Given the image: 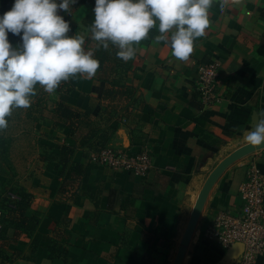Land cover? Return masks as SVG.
Segmentation results:
<instances>
[{"label": "crops", "instance_id": "crops-1", "mask_svg": "<svg viewBox=\"0 0 264 264\" xmlns=\"http://www.w3.org/2000/svg\"><path fill=\"white\" fill-rule=\"evenodd\" d=\"M158 26L134 44L124 84L133 95L107 123L102 111L105 84L86 74L70 77L68 104L108 129L107 146L138 151L148 148L147 175L110 169L93 162L96 151L81 146L86 130L57 140L38 158L29 177L31 212L42 215L33 236L8 230L0 241V264H176L188 226L190 244L180 264H240L243 247L222 248L207 236L222 215H239L247 165L264 172V146L219 168L241 147L247 131L264 118V0H214L209 29L181 62L163 41ZM219 68V102L205 106L197 87L200 68ZM128 106V110L127 107ZM120 107V106H119ZM126 110L128 112H126ZM128 113V114H127ZM64 136V135H62ZM76 147L73 161L83 165L74 180L61 178L51 160L56 146ZM51 240L68 256L49 258ZM37 244H33V242ZM235 250L236 259H227ZM257 264H264V255Z\"/></svg>", "mask_w": 264, "mask_h": 264}, {"label": "clouds", "instance_id": "clouds-1", "mask_svg": "<svg viewBox=\"0 0 264 264\" xmlns=\"http://www.w3.org/2000/svg\"><path fill=\"white\" fill-rule=\"evenodd\" d=\"M78 0H13L0 14V129L14 109L28 108L39 85L47 93L77 74L96 75L100 62L85 51V39L68 35L71 23L60 12L72 13ZM214 0H95L90 38L97 48L115 46L116 57L134 59V44L158 26L155 42L163 41L181 62L192 56L194 43L209 29ZM21 43L13 45L9 34ZM250 146H264V118L244 136ZM233 259L236 256L233 255Z\"/></svg>", "mask_w": 264, "mask_h": 264}, {"label": "trees", "instance_id": "trees-1", "mask_svg": "<svg viewBox=\"0 0 264 264\" xmlns=\"http://www.w3.org/2000/svg\"><path fill=\"white\" fill-rule=\"evenodd\" d=\"M94 3L95 0H78L77 4L74 5V8H84L88 28L90 27L91 21L94 19V13L92 11ZM12 4L13 0H0V14L10 10ZM60 14L65 16V19L71 23L72 14L66 15L62 11ZM9 40L14 46L21 43L20 38L12 35L11 33L9 34ZM116 51L115 46H110L107 50L100 47L96 48L94 54L95 58H97L100 62V67L94 78L105 84L101 98L102 100L108 102L105 106H102V111L109 116L106 121L107 123H109L112 118L118 116V109L125 108L126 104L121 106L123 98L130 99L133 95L131 88L122 84L125 77H127L129 73V63L117 58L115 55ZM59 90L60 101L55 102V107L51 112L56 119L55 126L62 131L68 128L70 134L75 133L76 130H86L80 141V145L87 146L93 149V151L98 152L101 149L108 147V129L97 126L95 120L92 119L91 116L79 109L73 108L68 104L70 94L73 91L70 81L68 80L66 82H62ZM36 92L37 94L32 97V103L28 107L29 111L27 112V116L33 121H39L44 114L43 104L45 100L43 95L45 94V91L41 86L37 85ZM126 108L128 110V106ZM127 110L126 112H128ZM7 119L9 122L11 117L9 116ZM0 148L1 174L3 170L7 167L10 168L11 166L9 156L7 154L9 146L7 145L6 139H4L2 135H0ZM55 149L58 154V160L56 161L54 169L60 172V176L61 178H64V181L70 180L71 174H83V165L73 161V156L76 152L75 146L61 144L57 145ZM41 158L43 160L48 159V157H45L44 155H41ZM51 159L52 157H50V161ZM71 180L74 179L71 178ZM4 193L5 194L3 195L0 193V209L3 212L2 220L4 222L1 237L7 234L10 229H12L16 235L24 234L28 237L33 236L39 227L42 215L37 212H32L30 214L33 199L32 193H30L28 189H10L8 192L6 191ZM9 193L17 195L19 200H12ZM33 244H37V242L34 241ZM48 253L50 259L63 257L64 260H66L68 256L67 250L57 240H51L48 247Z\"/></svg>", "mask_w": 264, "mask_h": 264}, {"label": "built area", "instance_id": "built-area-1", "mask_svg": "<svg viewBox=\"0 0 264 264\" xmlns=\"http://www.w3.org/2000/svg\"><path fill=\"white\" fill-rule=\"evenodd\" d=\"M219 68L216 63L203 65L197 81L203 105L219 102L217 79ZM93 162L110 169L123 170L144 177L152 167L148 148L126 151L106 147L92 154ZM244 204L239 215H222L207 232L210 240L222 248L229 249L237 243L244 246L240 264H257L264 255V172L255 164L247 165L246 181L241 188ZM12 200H19L10 194ZM3 212L0 209V237L4 228Z\"/></svg>", "mask_w": 264, "mask_h": 264}, {"label": "rangeland", "instance_id": "rangeland-1", "mask_svg": "<svg viewBox=\"0 0 264 264\" xmlns=\"http://www.w3.org/2000/svg\"><path fill=\"white\" fill-rule=\"evenodd\" d=\"M84 11L83 7L74 8L73 6L72 31L68 35L83 36L85 39L83 48L85 51H92L95 54L97 42L90 38ZM116 50L118 51V48ZM60 85L55 92H45L43 95L44 114L39 121H33L27 116L28 108L14 109L10 115L11 120L8 122V126L0 129V135L6 139L9 146L7 154L11 163L10 168L7 167L0 174V193L2 195L10 189L29 190L30 182L33 180L29 177V170L31 171L39 164L37 160L40 155L52 154L53 146L51 149V145L66 136L62 130L55 126L56 119L51 113L55 102L60 101ZM49 164L54 167L56 161L51 160ZM10 194L14 193H9V196Z\"/></svg>", "mask_w": 264, "mask_h": 264}, {"label": "water", "instance_id": "water-1", "mask_svg": "<svg viewBox=\"0 0 264 264\" xmlns=\"http://www.w3.org/2000/svg\"><path fill=\"white\" fill-rule=\"evenodd\" d=\"M261 149H263V146L260 147V146H250V145H246V146L241 147L240 149H238L232 155V157L228 161H226L219 168V171H221L222 169H224L231 162L240 160V159H242V158H244V157H246V156H248V155H250L252 153H255L256 151L261 150ZM194 221H192V223H190V225L188 226L187 231H186V233L184 235V238H183V241H182V245H181V250H180V253H179V256H178V260H177L176 264H180L181 263V260L183 259L184 255H185L186 249H187V247L190 244V240H191V237H192V232H193V229H194ZM238 245H240L241 247H243V252H244V246L241 243H237V245H235V247L233 249H236L238 247ZM233 255H235L236 257H238V254L235 252V250H233V251H231L228 254L227 259H229V260L233 259Z\"/></svg>", "mask_w": 264, "mask_h": 264}]
</instances>
